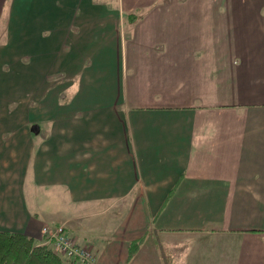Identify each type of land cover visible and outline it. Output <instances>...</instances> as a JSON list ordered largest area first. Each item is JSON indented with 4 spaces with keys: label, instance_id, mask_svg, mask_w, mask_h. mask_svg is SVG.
<instances>
[{
    "label": "crops",
    "instance_id": "obj_1",
    "mask_svg": "<svg viewBox=\"0 0 264 264\" xmlns=\"http://www.w3.org/2000/svg\"><path fill=\"white\" fill-rule=\"evenodd\" d=\"M0 38V231L264 264V0H0Z\"/></svg>",
    "mask_w": 264,
    "mask_h": 264
},
{
    "label": "trees",
    "instance_id": "obj_2",
    "mask_svg": "<svg viewBox=\"0 0 264 264\" xmlns=\"http://www.w3.org/2000/svg\"><path fill=\"white\" fill-rule=\"evenodd\" d=\"M140 241L132 243V257ZM0 264H77L56 253L49 244L37 243L17 232L0 231Z\"/></svg>",
    "mask_w": 264,
    "mask_h": 264
},
{
    "label": "built area",
    "instance_id": "obj_3",
    "mask_svg": "<svg viewBox=\"0 0 264 264\" xmlns=\"http://www.w3.org/2000/svg\"><path fill=\"white\" fill-rule=\"evenodd\" d=\"M42 233L48 236L52 249L63 258L75 260L81 264H95L97 262L90 250L82 249L74 244L73 238L66 233L65 228L60 226L54 230H49L43 227Z\"/></svg>",
    "mask_w": 264,
    "mask_h": 264
},
{
    "label": "rangeland",
    "instance_id": "obj_4",
    "mask_svg": "<svg viewBox=\"0 0 264 264\" xmlns=\"http://www.w3.org/2000/svg\"><path fill=\"white\" fill-rule=\"evenodd\" d=\"M0 41H1V38H0ZM1 68L2 69H1L0 82L3 83V81H8V78H9L8 75H9V72L10 71H9V64H8V62L5 61L4 63H2ZM68 83H69V79L66 78L63 74H56L54 76H51L49 78V86H50L49 95L55 94L58 91V89H60L61 87L67 85ZM5 94L7 95L8 93H5ZM5 94L3 92V96L4 97H7V99L10 100V97L8 95L6 96ZM35 127L38 128V126H35ZM60 226L63 227V228H65L64 225H59V226H54V227H47V226H45V227L48 228L49 230H54L55 228L60 227ZM73 242L78 247H80L82 249L90 250L94 254V252L91 250V247L90 246H87V245H84V246L79 245V244H77V242H76L75 239H73ZM44 244H49L51 246V244L49 243V241L44 242ZM94 257H95V255H94ZM77 264H81V263H77ZM95 264H97V262Z\"/></svg>",
    "mask_w": 264,
    "mask_h": 264
}]
</instances>
